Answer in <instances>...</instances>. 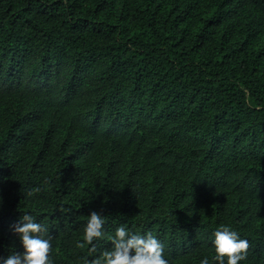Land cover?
Wrapping results in <instances>:
<instances>
[{
    "label": "trees",
    "instance_id": "16d2710c",
    "mask_svg": "<svg viewBox=\"0 0 264 264\" xmlns=\"http://www.w3.org/2000/svg\"><path fill=\"white\" fill-rule=\"evenodd\" d=\"M0 198V257L30 213L55 264L121 224L169 264L229 225L264 264V0H0Z\"/></svg>",
    "mask_w": 264,
    "mask_h": 264
},
{
    "label": "clouds",
    "instance_id": "9594fccd",
    "mask_svg": "<svg viewBox=\"0 0 264 264\" xmlns=\"http://www.w3.org/2000/svg\"><path fill=\"white\" fill-rule=\"evenodd\" d=\"M104 225V216L92 211L83 227V239L76 241V247L82 249L88 245L90 251H96V243L105 235ZM10 230L18 237L23 251L0 257V264H55L49 255L51 237L36 217L24 213L10 226ZM213 237L215 255L211 259L204 256L199 264H240L246 259L249 241L240 237L238 231L221 224L215 229ZM109 240L111 248L102 250L87 264H169L164 254V244L151 232L139 234L121 224L116 227L114 235L109 236Z\"/></svg>",
    "mask_w": 264,
    "mask_h": 264
}]
</instances>
